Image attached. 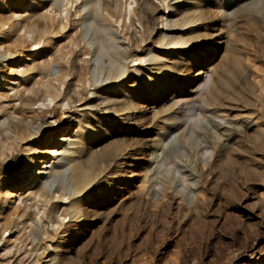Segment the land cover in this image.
I'll return each mask as SVG.
<instances>
[{"label": "rangeland", "instance_id": "rangeland-1", "mask_svg": "<svg viewBox=\"0 0 264 264\" xmlns=\"http://www.w3.org/2000/svg\"><path fill=\"white\" fill-rule=\"evenodd\" d=\"M45 1L2 0L0 8L6 5L3 15L7 18H10V12L18 11L20 18L17 21L22 28L35 19L47 22L48 19L42 18L46 15V9H42ZM60 1L48 2L57 9L56 5L62 4ZM124 1L127 4L130 0L71 1L67 6V9L71 8L64 23L66 29H51V33L43 36L41 45L25 52L16 62V71L21 74L14 81L13 93L19 94L25 84L30 89L43 90L41 83L36 86L32 80L37 72L43 76L36 78H45L42 61L50 58L51 64L47 63L51 78L63 74L64 83H67L70 79L67 76L69 67L64 63L67 56L61 58L60 55L63 56L65 51L72 52L73 48V53L79 48L81 51L87 49L89 56L80 58H87L89 62L76 65L77 71L85 75L83 88L87 87L86 91L91 92L85 97L96 96L93 103L102 108L111 93L114 96L110 99L121 104L115 108L117 113L109 116L102 115L100 110L90 111L88 106H82L83 109L76 106L84 111L96 130L100 126L99 135L116 129V139L122 138L121 153L114 165H109L106 180L98 184L96 190L93 187L85 202L79 204L83 216H67L63 220L64 229L60 228L57 234L49 233L53 240L49 244L53 249L49 250L45 264H52L55 256L61 264H251L253 261L264 264V110L257 102L260 86L264 83V0H167V10L159 0H149L160 10L155 15L157 22L167 19L185 24L184 18L193 12L191 22L181 27L174 37L200 40L196 47H181L183 51L176 47L166 50L160 46L159 25L156 35L150 34L151 43L141 47L142 53L138 52L140 47L135 50L139 45L135 40L144 32L138 17L130 15L127 19L125 15V20L121 19L123 22L120 20L117 27L105 16L103 7L105 9L109 3L114 12L125 14ZM130 3L131 8H137L134 0ZM41 13L42 17L39 16ZM71 35L77 40L73 42ZM99 44L106 46L107 53H116V59L121 61L114 62L115 65L108 62L107 53L97 51ZM52 47L65 51L57 55L59 53ZM225 48L236 51L238 64L212 88L210 101L213 107L209 109L204 99L212 78L205 68L217 63ZM191 49L199 61L191 62ZM132 50L152 61L128 63L126 53ZM199 57L205 61H200ZM112 68L123 73L121 79L112 80ZM160 68L169 72L163 73ZM200 73L201 78L191 83L190 79ZM154 85L159 90L153 96L146 95ZM96 90L99 91L94 93ZM123 104L128 110L118 111ZM163 106H169L173 111L164 123L154 114ZM212 110L226 122L248 128L233 132L227 137L224 148L210 149V138L215 130L210 122ZM126 114L131 115L132 126L121 122L120 118ZM83 117L78 119L83 120L78 130L77 125L67 127L72 132L67 138L73 143L84 126H91H87ZM95 140L96 137L91 141ZM67 147L70 149L71 145ZM27 157L30 158V154ZM11 165H17V157L11 160ZM145 169H149L148 176L153 181L161 178L160 174L163 175L161 179L166 176L165 190L151 182L158 196L146 192ZM4 172L5 176L8 171ZM55 180L53 186H60L58 177ZM27 184L28 181L21 183L23 188L14 192L24 196L29 188L37 186L26 187ZM6 189L4 185V191ZM19 230L15 231L14 237L22 236L28 229ZM7 234L3 233L1 240L7 239ZM19 243L23 244L22 241ZM19 243L16 246L22 247ZM29 247L26 246L27 250ZM12 256L0 257V264H8ZM14 263L10 261V264Z\"/></svg>", "mask_w": 264, "mask_h": 264}, {"label": "bare ground", "instance_id": "bare-ground-1", "mask_svg": "<svg viewBox=\"0 0 264 264\" xmlns=\"http://www.w3.org/2000/svg\"><path fill=\"white\" fill-rule=\"evenodd\" d=\"M48 1L46 0L42 4V9H46V15H43L42 17L44 12L39 15L43 19H48L47 22H45L42 18H40V20L42 19L44 22H41L38 19L31 20L30 16L28 19L31 21L27 22V24L25 23L26 26H23L22 28L19 25L20 23L17 21L18 17L20 16L17 13L18 11L14 12L13 14L10 12V16H8L10 18H7V16L4 17L3 15L6 5L3 8H0V118H3V120H0V236L5 232L8 233L7 239L4 237V241L1 240L0 237V252L2 251V254L0 253V257L1 259H6V257L2 256L8 255V257H10V255H13L12 259H8V264H10V261L15 262L14 264L48 263L45 260L49 257V250L53 249L49 244V241H53L50 239V236H48L50 235L49 233L57 234L59 230L61 231L62 228L64 229L65 226L63 225V220L67 216H70L71 218H80L83 216V209L81 206H79V204L85 202L84 199L87 198L88 192L93 189V187L96 190L98 187L97 185L106 180V176L109 174V165H114V163L119 159V155L121 153L122 138L116 139V129L108 130L105 134L99 135L100 126L99 128L97 127L96 130L94 124H90L91 121L89 120V117L84 114V111L79 110L80 108L76 107L78 106L83 109L82 106H85V108L88 106L90 111L100 110L102 111V115L109 116L113 113H117L115 108L117 105H121L119 101L110 99V96H114L111 93L108 95L109 98L104 103L102 108H98L99 105L93 103L96 96H93L90 99L85 97L86 94L91 95V92L86 91L87 87L83 88L85 86V75L83 72L77 71L78 68L76 69V65L79 63L84 65L89 62V60H86L87 58L85 60L84 58H80V56H89V52H86L87 49H84L85 51H81L79 48L77 51L78 53H73L74 48L72 49V52H66L65 49H63L65 51L64 52L62 48L60 50L58 48L55 49V47H52L57 53H59L57 55L63 54L64 52L63 56L60 55L61 58H65V56H67V61L64 63L67 65V67H69V75H67L70 77L69 81L64 83L65 80H63V74L55 75L56 77L54 76V78H51L49 74V64H51V62H49V58L48 61L41 62L42 67L45 69V78H36L37 75L38 77L40 76L41 72H37L36 75L32 77L34 85L37 84L36 86H38V84L41 83V87H44L45 89L41 90L36 87V90V88L34 89L33 87L34 85L32 86L33 89H30L27 87L28 84H25L22 88V91H19V94H16L17 92L13 93L14 81L17 79V76L20 77L21 74V72L19 73V71H16V62L23 58L25 52L32 51L33 48L41 45V43H43V36L51 29L60 28V30H64L62 28L66 29L67 27H64V23L67 22L70 11L69 9L71 8L69 7V9H67V6L71 4V1L73 3V0H61L62 2L60 1V4H62L61 6L56 5V7H58L57 9H53L54 7L51 4L52 2L49 4ZM76 1L78 0H74V2ZM130 1L127 4V1H124L126 5V12L125 14L123 13V15L117 11L114 12L112 10L113 8L111 9L109 6L110 3H107L108 5L105 6V9L103 7V10L106 14L105 16L111 20L110 22L112 24H116L117 27L122 21L121 19L125 20V18H123L125 15H127V19L130 17V15L138 17L139 23L144 27L143 36H139L140 38L135 40L139 42V45L135 47V50L140 47L138 52H141L145 45H149L151 43L150 34H152V36L156 35L159 25H161V27L159 26L161 28V37L159 38L160 46L164 47V49L168 50L176 47V50L183 51L181 47L191 48L198 46V41L200 39L193 37L191 40L186 41L182 40L181 37L180 39L178 37H174L177 35L178 31H180L181 27H183L186 23L191 22V16L193 12L190 13L191 16L184 18L185 24L173 23L171 20L167 19H161V22H157L158 18L156 19L155 15L160 10L154 7L149 0H134L135 4H137V8L135 9L131 8ZM159 1L163 3V7L165 5L163 9L167 10V0ZM82 9H84V7ZM92 10L94 11V8ZM63 13L65 14L64 16H62ZM72 23L71 25H73ZM127 24L124 26L126 27ZM101 31L104 32L103 30ZM105 33L103 34L105 35ZM72 35L74 36L75 34L73 33ZM72 35L70 37V39L72 38L71 40H73ZM75 39L77 40V37H74L73 42ZM100 41L103 40L100 39ZM62 44H60V47ZM71 46L69 48H71ZM105 47V45L103 46V44H99L97 51H99L101 54H104L107 51ZM192 50L193 49H191L189 52V55L192 58L191 62L199 61L195 59L196 57L192 53ZM235 52L236 51L233 49L230 50L225 48L219 61L212 67L205 68L206 73L209 74L208 76L212 78L210 83L211 86L206 93V98L204 99L206 100V107L209 109L213 107L210 101V93L212 92V88L217 83H219L231 70L233 71L238 64V59L235 56ZM107 54L106 56H108V62H112V64L115 65L116 62L121 61L120 58V60L116 59V53ZM53 58L51 57V60H54ZM58 59L60 58L58 57ZM126 60H128V63L133 61H152L150 59L146 60L145 56H138L136 51L134 52L133 50L126 53ZM200 61H205V58H200ZM47 62H49V64ZM108 68L109 71H111L110 67ZM113 68V77H111L112 80L117 81L119 78L121 79L123 73L120 74L118 71H116V69L113 70ZM119 69L121 70V68ZM165 69L166 68H160V71L163 73L169 72ZM199 75L192 77L190 79L191 83H194L200 79L202 73ZM42 76L43 74L40 77ZM21 78H23L22 75ZM41 79H46V81L43 82ZM262 84L263 85L260 86V94L257 102L259 108L264 110V83ZM155 85L147 90L146 95L153 96L155 92L159 90L157 89L159 87ZM97 91L99 90L93 92L97 93ZM17 95L18 97L15 99ZM128 103H125V105ZM125 105L123 104L122 109L118 111L128 110L127 108L124 109ZM171 111V107L163 106L161 109L159 108V111H156L154 114H156L157 117L162 120V123H164L167 122L168 117L173 112ZM81 117L85 119L84 122L87 123V126H91L89 128H85L84 126L82 133L73 143L67 138L68 134L72 133L71 130L67 129V127L69 124L77 125L78 130L83 124L82 119L78 121V119ZM120 119L121 122L127 123V126H132L133 124L130 114H126ZM118 121L119 120L116 122ZM210 122L214 125L213 127L215 130L213 136L210 138L211 146H208L213 150L217 148H224L227 143V137H229L233 132H239L244 127L248 128L247 125L226 122L224 118H220L215 110H212ZM249 123L251 122H247V124ZM65 131H67V134L63 135ZM94 137H96V140L91 141ZM103 142L106 144L102 145ZM69 145H71L70 149L67 147ZM96 146L100 147L97 148ZM29 154L30 158L27 157ZM15 157H17V165L12 167L11 160ZM147 162H150V155ZM4 170L8 171L5 176L3 174ZM149 172V169L144 170L143 174L145 175H143V183L148 182V188L146 189L147 194H152L155 196L157 192H155L152 188L153 186L151 182L153 181V178L148 176ZM29 174H31L30 177H28ZM111 176H109V178ZM160 176L161 178L163 177L161 174ZM55 177H58L60 181L59 184H61L60 186L58 183L55 184L58 186H53L56 181ZM161 178L158 177V179L154 180L153 182L154 184H158L160 189L165 190V180L164 178ZM25 181H28L26 187H30L35 184L37 186L29 188L24 196L22 193L16 194L14 191L23 188L21 183ZM4 185L7 187L6 191H4ZM15 187L18 189L14 190ZM66 200L69 201L67 204L65 203ZM19 228L23 231L28 229L26 231L27 233L24 232V234H21L22 236L20 237H23L21 240L18 239L20 237H17V235L14 237L15 231H17ZM32 238H34L36 242ZM20 241H22L23 244H20ZM16 243H19L20 246H23L17 247ZM27 245L31 246L28 250L26 248ZM256 263L257 262L253 261L251 264ZM52 264H61V262H58L55 256Z\"/></svg>", "mask_w": 264, "mask_h": 264}]
</instances>
